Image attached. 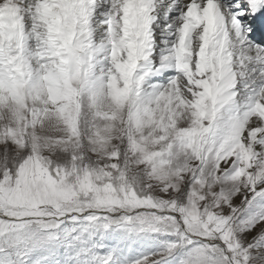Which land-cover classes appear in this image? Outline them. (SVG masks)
Segmentation results:
<instances>
[{
    "label": "snow or ice",
    "instance_id": "1",
    "mask_svg": "<svg viewBox=\"0 0 264 264\" xmlns=\"http://www.w3.org/2000/svg\"><path fill=\"white\" fill-rule=\"evenodd\" d=\"M105 4L102 7L97 0H0V93L7 94L0 99L10 97L19 100L26 91H39L43 82H47L49 90L67 95L73 90L67 88L65 92L64 88L72 82H79L81 77L88 86L102 87L104 70L101 69V78H97L95 66L104 60L111 65L107 70L109 88L115 92L114 72L123 84L119 97L113 95L121 105L129 98L133 80L137 97L141 96V87L147 78L169 70L178 74L183 72L192 83L187 70L191 67L193 55L192 36L199 33L201 65L212 69L215 74L211 76L210 95L206 86L201 87L204 104H209V101L210 104L207 111L198 115L211 124L220 109H227L228 117L221 116V120L229 122L218 130L230 131V138L238 142L240 155L234 156L229 150L220 160L224 161L225 171L237 160L244 165L236 168L230 176L236 183L233 195L226 197L224 204L217 205L221 209L219 213H209L204 220H201L195 205L186 209L178 207L175 202L155 203L149 200L148 207L162 210L164 205H168L169 211L180 214V219L176 216H152L150 221L143 212L119 218L88 215L84 217L86 226L83 232H88L89 227L101 219L105 221L102 224L104 229L119 225L132 231V226L138 225L142 231L151 230L175 238L174 242L166 244L163 252L158 253L163 258L177 248L187 249L178 264H264V167L253 170L257 165L251 162L253 157L260 159L254 147L259 145L264 149V103L260 102L264 101V45L248 39L252 29L241 20L245 16L256 17L264 9V0H235V3L232 0H223V3L220 0H183L182 3L181 0H135L131 4L127 0H105ZM97 12L102 17L100 23L105 27L104 39L99 42L94 40L92 27ZM169 13L176 15L169 20ZM117 16L124 23L123 36L119 40L114 31ZM158 16L165 21L164 32L176 39L170 48L161 52L159 65L154 66L151 59L153 25L157 24ZM26 20L30 27L26 28ZM233 61L239 66L238 74L232 67ZM215 65H219V71L215 70ZM138 69L141 72L139 76ZM238 83L247 96L243 123L238 118L231 119L233 112H239ZM162 87L152 85L150 95L163 97L164 93L158 91ZM168 87L179 89L178 76L168 78ZM250 87L252 95L247 93ZM197 106L203 107L200 101H197ZM198 123L203 124V121ZM203 130L210 131V128L204 125ZM245 131L249 141L247 147L241 140ZM220 160L216 162L217 167ZM27 163L25 160L20 165L18 177L25 175ZM241 177H244L243 181ZM8 180L6 174L4 182ZM174 187L179 191L178 185ZM238 194L241 198L235 201ZM19 199L16 190L0 193V254H3L0 264H25L23 258L36 246L66 239L69 235L67 231L59 235H40L33 229V223L37 229L59 228V224L25 219L33 213L16 203ZM199 199L203 201L206 197L201 195ZM126 203L129 211L146 206L142 201ZM88 207L113 212L117 207L123 209L124 205L110 199H97ZM85 210L76 209L81 213ZM57 211L64 215L72 209L57 206ZM245 233L248 238L241 239ZM82 251L87 253V249ZM111 260L112 257L107 256L99 260V264H111ZM134 264H145V260H136Z\"/></svg>",
    "mask_w": 264,
    "mask_h": 264
},
{
    "label": "rangeland",
    "instance_id": "2",
    "mask_svg": "<svg viewBox=\"0 0 264 264\" xmlns=\"http://www.w3.org/2000/svg\"><path fill=\"white\" fill-rule=\"evenodd\" d=\"M140 74L138 69L137 76ZM108 77L107 75V80ZM82 81L83 77L79 82H74V86L68 85L65 92L71 87L73 92L67 95L50 90L48 101L43 102L35 97L33 100L30 91H26L19 100L8 98L11 102L8 106L6 103L3 104L0 109V193L11 190L19 193L20 199L16 203L22 204L25 210L33 213L25 219L51 224L54 221V214L60 220L81 213L76 209H87L85 211H90L88 214L98 216L112 214L114 218L136 216L143 212L150 221L152 216H176L178 220L180 219V214L169 211L168 205H164L162 210L148 207L149 200L155 203L165 200L170 203L175 202L178 207L183 206L186 209H191L195 205L201 220L206 219L209 213L221 211L217 205L224 204L226 197L233 195L236 183L230 179L224 165L216 166L215 160H219L217 155L229 150L233 151L234 156H239L238 142L233 138L231 144L227 145L225 143L227 141L219 136V132L210 129L198 134L196 149H190L185 147V144L186 140L193 136V132L185 133L184 129H199L204 125L211 127L217 122L220 127H224L227 124V119L221 120V116L226 117L224 114L219 113L218 121L213 119L214 121L212 120L209 125L206 118L198 115L199 112L208 110H204L205 104H202L203 107H198L188 98L191 91H185L188 97H184L194 110L188 108V118L184 120V117H180L172 126H168V117L164 116L162 121L167 129L166 135H163V132L143 135L131 130L129 123V118L136 115L133 113L136 95L134 80L129 98L122 105L113 98L114 94L119 97L122 89L118 93L107 92L105 95L101 93L99 87L94 89ZM80 85L82 90L79 89ZM121 87L123 88V84ZM85 91L89 92V98L84 95ZM107 100L109 101L106 102ZM143 104L144 102H140L136 109H143ZM192 105L200 109L195 110ZM237 105L241 109L242 101L237 99ZM5 107L8 111L7 117L1 114V110ZM198 121H203V124ZM256 153L262 156L261 151ZM25 160L28 161L25 175L18 177L20 165ZM239 162L237 160L234 165L230 164L233 170L239 168ZM251 162L257 165L253 170L264 167L262 158ZM112 165L116 167L113 168ZM50 169L54 172L53 177L50 176ZM6 174L9 177L7 183L4 182ZM18 179L19 185H17ZM243 179L244 177H241V181ZM202 183L203 188H201ZM174 185H178L179 191ZM243 191L244 189L241 188L242 193ZM201 195L206 199L201 201L199 199ZM240 198L238 194L234 200L239 201ZM97 199L118 201L124 205V208L117 207L115 211L107 212L88 207ZM134 200L145 202L146 206L136 211H129L126 202ZM79 202L85 205H78ZM8 206L13 207V205ZM57 206L61 209L70 208L72 211L60 215ZM99 212L105 213L99 215ZM84 227L70 229L68 233L76 234L78 237L91 236V229L83 232ZM119 227L118 233L122 234L123 227ZM133 228L138 230L140 226L133 225L129 234L134 232ZM101 229L98 225V234L95 238L103 240L102 243L100 242V249L101 245L104 249L98 252L88 249L92 261L103 254L114 253L110 242L112 238L109 240L105 238ZM35 230L42 236L57 232L56 229L35 228ZM63 232H65L64 227L61 230V233ZM144 233L141 230L131 239L124 240V243L134 241L137 236ZM154 234L155 238L151 245L145 246L141 243L139 248L134 249L132 252L134 260L146 257L149 252L157 249L159 252L163 251L160 247L165 248L167 243L175 241L174 237L159 232ZM114 236L119 237V235ZM247 238V233L241 237L244 240ZM50 243L54 244V241ZM44 248L45 256L51 264H61L55 245L49 247L44 244L38 245L28 254L34 252L36 260L40 259L39 250ZM186 250L177 248L173 251L171 255L181 253L178 259L174 257L175 264H178ZM2 257L3 254H0V259ZM73 262L91 263L88 259L78 260L76 256Z\"/></svg>",
    "mask_w": 264,
    "mask_h": 264
},
{
    "label": "bare ground",
    "instance_id": "3",
    "mask_svg": "<svg viewBox=\"0 0 264 264\" xmlns=\"http://www.w3.org/2000/svg\"><path fill=\"white\" fill-rule=\"evenodd\" d=\"M234 1L235 0H232V2H234ZM97 2L102 7L106 6L105 0H97ZM134 2H135V0H127V3H129V4L134 3ZM182 2H183V0H181V3ZM220 2L223 3V0H220ZM172 15L174 16L176 14L175 13H169V17H168L169 20L172 19L171 18ZM101 20H102V17H100L99 12H97V14L94 16V18L92 20V27L94 29V40L97 42H99L101 39H104V34H105V27L100 23ZM241 20L243 23L247 24L252 29L251 33H249V35H248V39L255 44L264 45V40H260L258 37V31H260V29L256 28L255 19L253 17L245 16V17H242ZM116 21H117V25H116L114 31L116 33L117 40H119V38L121 36H123L124 23L119 16L116 17ZM156 23L157 24L153 25L154 47H153V56L151 58L154 66L159 65V57L161 55V52L163 50H165L166 48H170L176 39L174 36H169L167 33L164 32L163 28L165 27V21L161 18V16H158ZM27 27H30V22H28L26 20V28ZM198 35H199V33L192 36L191 51H192L193 55L191 56V67L187 70L191 76L192 83L188 82V80L185 78L183 72L178 74L172 70H169L168 72H165V73H161L159 75H152L149 78H147L141 87V96L137 97L135 95V99L133 102V104H135V107L133 109V113L136 115H134V117H132L131 119L129 118L131 130H136L138 133L143 134V135L151 134L153 132H155V133L158 132L159 134H160V132H163V135H166L167 129L165 127L164 122L162 121L164 116L168 117V121H167L168 126H172L178 118L184 117L183 118L184 120L186 118H188L187 115L189 113V109L194 111L188 105L189 101L184 97V96L188 97V94L185 95V93H186L185 91H189V88L191 89V95H189L188 98L196 104H197V101H200L201 104L204 105V101L201 97V87L206 86L207 90H208V94L209 95L211 94V91H210L211 86H212L211 85V76L214 75L215 72L212 69H209V68L201 65V62L199 59L201 42L198 39ZM129 39L131 40L132 38L129 37ZM165 41L167 43H164ZM208 51L210 52L211 49H209ZM109 67H111V65H110L108 60H104L102 64H97L95 66V75L97 78H101V69L103 68V70H104V75L102 77V80H103L102 87L101 86H98V87H99L101 93L105 94V95H107V92L111 93V94L114 92L113 89L109 88V86H108L110 83V80L106 79V76L108 75L107 70ZM214 67H215L216 71H219V65H215ZM232 67L238 74L240 69H239V66L236 63V61H233ZM113 76L116 80L115 92L118 93L122 89V87H121L122 82L120 81L119 75L115 74V72L113 73ZM170 76H178V79H179V89L178 90L176 88H169L168 87V78ZM237 79L239 80L238 75H237ZM152 85H163V87L160 88L158 91L163 92L164 96L157 98V96L150 95L153 92ZM66 87L64 88V91H65ZM49 91L50 90L48 88L47 82H43L39 91L32 90L30 93H31V96H33V100L35 97V99L37 98V100L43 102V101H48L47 99L49 98L48 97ZM51 91H54V90H51ZM236 91H238L240 93V95L238 96L237 99L242 101V108L239 109L238 113L233 112L231 119H237L238 118L239 122L243 123V120H244L243 114L246 111L245 104L247 101V96L244 94V90L241 88V85L239 83L237 84ZM247 93H248V95L253 94V90L251 87L247 90ZM5 94L6 93H0V96H5ZM108 101L109 100H107L106 102H108ZM10 102L11 101L8 98L0 99V109H2L3 104L6 103L8 106V104ZM140 102H144V104L142 105L143 109H136V108H138V104ZM260 102L264 103V101H260ZM209 104L204 105V110L208 109ZM192 107L195 110L200 109V108L194 107L193 105H192ZM1 112H2L1 113L2 115L4 114V116L7 117L8 111H7L6 107L3 108V110H1ZM46 112H48V111H46ZM219 113L224 114L226 117H228L227 109L222 108L217 112L216 116L213 118L214 120L218 121L217 118H218ZM228 122L229 121L227 120V123ZM209 125H211V124H209ZM245 127H247V126H245ZM209 128L216 130L215 132H217V133L219 132V136L221 138H225V140L227 141L225 143L227 145L231 144V140L233 138H230L231 133L229 130H225V129L222 131L218 130V128H224V127H220L218 122ZM184 130H185V133L187 131L193 132V136L189 137L186 140L185 147H190V149L191 148L196 149V142L198 140V134L204 132L203 126L199 129L198 128H196V129L185 128ZM242 136H243V138L241 139L242 143L245 147H247L249 144V141L247 139V132L246 131L243 132ZM238 149L240 151V148H238ZM254 151L255 152L261 151L262 156L260 157V159L262 158V160H264V149H262L259 145H256L254 147ZM227 152L228 151L224 152L221 155H217V156H219V160H220V157H224ZM229 159H231V158H229ZM253 160H256L255 157H253ZM215 161H217V160H215ZM223 165H224V161L220 160L218 167H222ZM242 167H244L243 163L239 162V168H242ZM227 173L230 176L234 173V170L232 169L231 166H229V168L227 169Z\"/></svg>",
    "mask_w": 264,
    "mask_h": 264
}]
</instances>
